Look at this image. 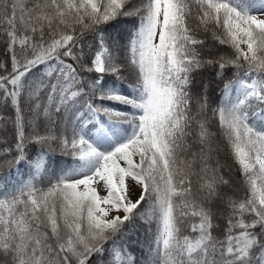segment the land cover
<instances>
[{
  "label": "snow or ice",
  "instance_id": "obj_1",
  "mask_svg": "<svg viewBox=\"0 0 264 264\" xmlns=\"http://www.w3.org/2000/svg\"><path fill=\"white\" fill-rule=\"evenodd\" d=\"M0 42V264H264V0H0Z\"/></svg>",
  "mask_w": 264,
  "mask_h": 264
},
{
  "label": "trees",
  "instance_id": "obj_2",
  "mask_svg": "<svg viewBox=\"0 0 264 264\" xmlns=\"http://www.w3.org/2000/svg\"><path fill=\"white\" fill-rule=\"evenodd\" d=\"M131 27V23H126L121 25V29H128ZM209 43L215 46V50L220 53L230 52L227 46L219 45L218 42L213 41L211 36H209ZM0 63H8L10 65L9 58L5 55V46L2 42H0ZM217 71L215 68L207 69L202 73V78L206 81H211L212 87L209 89V100L211 105L214 107L220 103L222 96V88L225 82L234 80L237 78L236 70L234 68L229 67L224 74L222 80L217 79L214 73ZM2 103V101H0ZM122 109L124 106H120ZM0 117H3L5 120H11V109L8 108H0ZM12 125L9 122L7 128L5 129V125L3 122H0V145L4 140V133L6 132L7 144L11 145L14 142V135L12 132ZM30 131V129H29ZM38 146H30L29 151L35 154ZM49 163L55 165V174H60L59 169L66 165H70L72 163V158L70 156L62 154L59 150L51 152L46 157ZM29 168L26 165H21L17 168L15 165H5L0 167V177L2 176H10V178L16 181H23L29 178ZM234 175L238 178L239 173L235 172ZM242 192H238L237 195H242ZM151 242V233H147L144 227H141L138 232L133 234L131 240L129 241L130 250L134 256H136L138 260V264H144V255L147 253L148 244ZM143 250V252L141 251Z\"/></svg>",
  "mask_w": 264,
  "mask_h": 264
},
{
  "label": "bare ground",
  "instance_id": "obj_3",
  "mask_svg": "<svg viewBox=\"0 0 264 264\" xmlns=\"http://www.w3.org/2000/svg\"><path fill=\"white\" fill-rule=\"evenodd\" d=\"M129 183H131V181H129ZM103 193V192H101ZM140 193V189L138 187L133 186V198H137L139 196Z\"/></svg>",
  "mask_w": 264,
  "mask_h": 264
},
{
  "label": "rangeland",
  "instance_id": "obj_4",
  "mask_svg": "<svg viewBox=\"0 0 264 264\" xmlns=\"http://www.w3.org/2000/svg\"><path fill=\"white\" fill-rule=\"evenodd\" d=\"M107 126V125H106ZM92 131H96L95 129H92ZM113 131H114V129H113ZM115 131H119V130H115ZM103 194H105L104 192L103 193H101V195H103Z\"/></svg>",
  "mask_w": 264,
  "mask_h": 264
}]
</instances>
